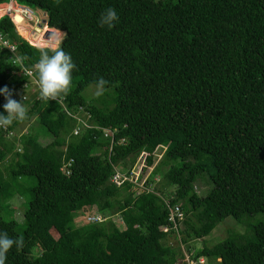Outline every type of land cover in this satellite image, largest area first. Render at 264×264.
Returning <instances> with one entry per match:
<instances>
[{"label":"trees","instance_id":"1","mask_svg":"<svg viewBox=\"0 0 264 264\" xmlns=\"http://www.w3.org/2000/svg\"><path fill=\"white\" fill-rule=\"evenodd\" d=\"M15 2L51 28L23 38H63L77 69L62 105L31 97L28 118L0 128V232L24 241L5 264H264V0ZM108 7L112 29L99 25ZM10 16L22 37L26 22ZM0 32L32 68L37 47L7 16ZM7 60L0 49V88L19 101L30 78ZM101 77L103 94L88 100ZM79 108L90 127L74 136ZM158 149L144 183L131 181L137 159L146 170ZM116 171L129 179L116 185ZM16 197L21 230L8 211ZM226 218L243 233L192 246Z\"/></svg>","mask_w":264,"mask_h":264},{"label":"clouds","instance_id":"2","mask_svg":"<svg viewBox=\"0 0 264 264\" xmlns=\"http://www.w3.org/2000/svg\"><path fill=\"white\" fill-rule=\"evenodd\" d=\"M0 5L4 6H15L18 4L15 0H9L8 3H1ZM21 7V6H20ZM25 8V7H22ZM29 10L28 8H25ZM32 12L31 10H29ZM13 13V12H12ZM7 16V15H3ZM2 16V17H3ZM8 17V16H7ZM35 17V21H38L39 17L36 16L33 12L30 18H26V20ZM1 18V17H0ZM9 18V17H8ZM10 19V18H9ZM46 20V19H45ZM45 20H40L45 22ZM10 21V20H9ZM12 22V21H11ZM119 22V16L117 11L108 7L101 13L99 18V25L101 27L107 26L108 29H112L115 27L116 23ZM13 23V22H12ZM14 25V23H13ZM39 26V24H37ZM47 26V25H46ZM15 30L16 26L14 25ZM51 29V28H50ZM48 32V31H47ZM51 35V34H50ZM47 37V33L44 34L45 39ZM66 37V34H64ZM64 37V36H63ZM63 39V38H62ZM8 41V40H7ZM7 41L3 42V48H8L12 51L13 56L5 61L15 67L22 68L24 74L28 77H32L34 74L36 76L37 84L39 87V99L47 104L50 101H54L56 103H62L63 100L67 97V95L71 91L72 84V72L77 69V65L73 62L71 55L63 50L61 47L62 41H56L55 43H45L37 46V50L39 51V59L32 66V68L24 67V60L27 59L24 55H17V49L14 45H10ZM29 42V41H28ZM30 43V42H29ZM0 48V49H3ZM34 70V71H33ZM108 82L104 80L102 77L99 78L96 82L97 95H102L105 85ZM0 95H3L5 99V103L3 104L4 112L0 113V128L7 129L14 122H23L28 118V108L24 104V100L27 97L24 95L21 97V100L13 99L14 91L10 90L7 86L0 88ZM81 111H77L75 113L78 114L80 119L86 121L88 116H82ZM6 113V114H5ZM84 114V113H83ZM76 121V120H75ZM77 122V126L73 129L72 134L74 136H78L74 134V130L79 128L80 132L84 127ZM88 124V123H87ZM90 127V126H89ZM26 131V128H24ZM23 131V130H22ZM16 247L17 251L21 250L24 246V241L21 238H10L7 232H0V264H5L7 260V253L13 248ZM184 262H192L189 261L187 256H184ZM200 263L205 262L204 258L199 259ZM193 263V262H192Z\"/></svg>","mask_w":264,"mask_h":264},{"label":"rangeland","instance_id":"3","mask_svg":"<svg viewBox=\"0 0 264 264\" xmlns=\"http://www.w3.org/2000/svg\"><path fill=\"white\" fill-rule=\"evenodd\" d=\"M18 6H21V5H19L18 4ZM21 7H23V6H21ZM29 9V8H28ZM29 10H31L36 16H38L39 18V20L38 21H40V20H45L46 19V15H45V13H43V12H40V11H35V10H32V9H29ZM5 12V6L4 5H0V13H4ZM35 17H32L31 19H29V20H24L23 19V21H25L26 22V26L24 27V29H25V31H24V33L22 34V37L20 36V34L18 33V27L16 28V32H17V34L21 37V38H23V37H26V38H30L31 40H34L33 38H32V35L34 34V32H35V34H36V31H37V29H39L40 31H42L43 32V29L45 28V27H47L46 26V24H45V22H40V24H39V26H37V21H35ZM48 28V27H47ZM36 29V30H35ZM50 28H48L46 31H45V33H47V31H50L49 30ZM52 34V33H51ZM43 36V34L40 36V38L38 39V40H34V41H36V42H38L40 39H41V37ZM45 37V36H44ZM24 39V38H23ZM24 40H26V39H24ZM62 40V39H61ZM60 40V41H61ZM27 42L29 41V40H26ZM29 43V42H28ZM30 45H32V46H35V47H37L36 45H33V44H31V43H29ZM107 92H110L109 90L107 91ZM97 93V89H96V87L95 86H90V87H88L86 90H85V92L83 93V95L88 99V100H90V99H94L95 97H97L98 95L96 94ZM34 118V117H33ZM33 119H31L30 120V122L29 123H27V125L26 126H30L29 124L31 123V122H34V120H35V118H34V120L32 121ZM26 128V127H25ZM23 131H21V133L23 132H25V129H22ZM20 135V134H19ZM162 153H163V151H162V149H158L157 151H156V153H155V155H154V157H153V165L152 166H150L149 168H147L146 170H143L144 169V167H145V164H146V160H145V158L144 157H139L138 159H137V161H136V163H135V165H134V167H133V169H132V174H133V181H135V183H137L139 186H141L143 183H144V181H145V179H146V177H148V175H150V172H151V170L152 169H154V167L160 162V160H161V158H162ZM159 180V178L158 177H156L155 178V181H158ZM206 188V185H201V187L200 188H198V190L199 191H201V189L203 190L202 192H204V191H206L208 188H209V186H208V188L207 189H205ZM205 193V192H204ZM23 200H25V205L23 206V210H25L26 209V207H27V202H28V194H26V196L25 197H23ZM19 201H20V199L19 198H14V199H11L10 201H9V203H10V205H11V208H9L8 209V211H9V213H10V215H12V217L15 219V222H17L18 223V226H17V228H18V230H21L22 228H23V222H22V220H23V216L21 215V208H19L17 205H19L20 203H21V201H20V203H19ZM77 205V204H76ZM110 215H112V213H110ZM86 217H88V216H86ZM85 217V218H86ZM85 218H84V221H85ZM113 220L112 221H114L115 222V224H116V226L118 227V228H120L121 230L122 229H124L123 228V224H122V222L120 221V217L116 214H113V216L111 217ZM86 220H87V218H86ZM243 230H244V227L240 224V223H236L235 221H233L232 220V218H226V219H224L222 222H220L213 230H212V232L208 235V236H206L205 238H204V240L203 241H201V240H198V241H194L193 242V245L192 246H194V248L195 249H199V248H201L202 247V245L204 244L205 246H207V247H211V246H213V245H215V244H217V243H219V242H221L223 239H225L230 233H243Z\"/></svg>","mask_w":264,"mask_h":264},{"label":"built area","instance_id":"4","mask_svg":"<svg viewBox=\"0 0 264 264\" xmlns=\"http://www.w3.org/2000/svg\"><path fill=\"white\" fill-rule=\"evenodd\" d=\"M12 1V0H11ZM12 7V5H11ZM25 10L24 13H22V15L26 18H30L31 15H32V12H30L29 10L25 9V8H22ZM13 12V8L11 9L10 6H8V10L6 12H4L3 14L0 15V17H2L3 15H7L10 19V21H12L11 19V14ZM14 23V21H12ZM40 22H43V21H37V24H40ZM15 25V24H14ZM4 41H7V39L5 38V36L0 32V48H3V42ZM8 42V41H7ZM9 43V42H8ZM10 45H13L11 43H9ZM16 48V47H15ZM4 50H7L8 51V60L13 56V53L10 49L8 48H3ZM23 71V69H22ZM23 74H24V71H23ZM25 75V74H24ZM26 76V75H25ZM30 78V81H27L26 83H24L22 85V87L20 88V90H18L16 92L17 95H20V98L22 96H26L27 99L24 100V101H27L29 100L31 97H33L35 100H39V87H38V84H37V81L32 77H29ZM64 102V100H63ZM62 103H59L60 105L63 104ZM79 111H81V108L78 109ZM70 115V114H69ZM71 117H73L74 120L80 122V124L82 125V127L84 128H89V125L83 121L82 119H80V117L78 116L77 113L75 114H72ZM80 133V130L79 128L75 129L74 130V134L75 135H78ZM11 135V134H10ZM68 173V171H66V174ZM129 179L127 176H124L122 175L121 173L119 172H115V174L112 176V179L111 181L113 183H115L116 185H119L121 184L124 180H127ZM131 181H133V174H132V177L130 178ZM174 210L177 211V208L175 207ZM90 220V218H88V221ZM164 231H167V228L164 229ZM187 264H193L192 262H188Z\"/></svg>","mask_w":264,"mask_h":264},{"label":"bare ground","instance_id":"5","mask_svg":"<svg viewBox=\"0 0 264 264\" xmlns=\"http://www.w3.org/2000/svg\"><path fill=\"white\" fill-rule=\"evenodd\" d=\"M10 8L12 9L13 8V13L12 14H17V15H19V16H21L24 20L26 19L23 15H22V13H24L25 12V10L24 9H22V7H20V6H17V7H15V6H10ZM8 10V5L7 6H5V12ZM1 14H3V13H0V15ZM40 29V28H39ZM39 29H37V31H36V34H35V32H34V34L32 35V38L34 39V40H38L39 38H40V36L43 34V32L42 31H40ZM36 30V29H35ZM44 30V29H43ZM24 38H26V37H24ZM28 39H30V38H28ZM31 40V39H30ZM33 40V41H34ZM36 42V41H35Z\"/></svg>","mask_w":264,"mask_h":264},{"label":"water","instance_id":"6","mask_svg":"<svg viewBox=\"0 0 264 264\" xmlns=\"http://www.w3.org/2000/svg\"><path fill=\"white\" fill-rule=\"evenodd\" d=\"M50 34H51V32H50V31H48V32H47V37H48Z\"/></svg>","mask_w":264,"mask_h":264}]
</instances>
